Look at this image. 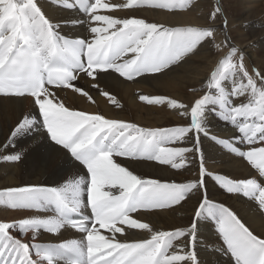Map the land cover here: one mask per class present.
Wrapping results in <instances>:
<instances>
[{
    "label": "snow or ice",
    "instance_id": "6c2138e0",
    "mask_svg": "<svg viewBox=\"0 0 264 264\" xmlns=\"http://www.w3.org/2000/svg\"><path fill=\"white\" fill-rule=\"evenodd\" d=\"M8 2L14 7L13 18L17 23L10 27L0 23V95L28 100L30 108L18 116L9 127L8 135L0 141V163L26 166L30 158L35 163L40 160L39 150L43 148L49 155H62L66 166L61 169L60 180L54 186L25 185L0 190L2 206L51 213L0 221V264H137L134 259L110 256L107 250L97 252L89 243L93 224L105 218V205L88 207L87 189L95 175L110 173L109 154L114 164L124 168L114 157L131 159L130 154L122 153H130L136 144L154 135L156 130L128 123L126 130L121 132L88 123L60 135L41 111L38 101L44 98L45 92L56 95L55 89L61 85L53 81L58 79L67 80L72 89L80 91L85 89L78 81L85 78L92 81L97 90L102 78L130 82L142 78L158 80L201 48L213 47L216 31L212 27H166L143 18L114 16L111 13L120 9L110 0ZM3 3L4 0H0V7ZM194 6L193 0H136L132 7L176 13L190 11ZM57 13L64 15L57 18ZM221 15L223 10L217 3L209 18L216 20ZM80 29L87 35L71 34ZM224 47L223 55L217 58L206 77L203 94L190 104L175 103L181 105L182 112L195 108L201 122L211 108L217 120L232 128L231 138H217L218 142L227 151L242 157V145L264 144V70L255 66L249 68L244 62L243 50L229 43L227 36ZM95 65L100 67L93 71L90 66ZM77 111L69 109L70 113ZM201 151L203 153V149ZM131 175L136 174L131 172ZM137 179L144 183L152 178ZM216 179L227 194L254 201L256 212L264 216V200L257 201L247 190L229 187L223 182V176L217 175ZM207 184L206 175L192 216L184 225L168 230L180 233V239L187 241L179 246L170 242L172 254L180 257L175 264H205V261L221 264V256H229L234 264H264V238H258L228 206L210 200ZM106 189L110 200L123 191L118 185L115 188L106 186ZM15 198L19 199V205L14 202ZM82 208H87L86 215L77 214ZM202 219L214 222L217 240H210L207 245L201 242L198 249V234L210 227L201 223ZM49 224L54 227L49 228ZM68 230L78 238L60 240ZM41 232L54 239L40 242ZM202 251H206L207 256H201Z\"/></svg>",
    "mask_w": 264,
    "mask_h": 264
},
{
    "label": "bare ground",
    "instance_id": "6f19581e",
    "mask_svg": "<svg viewBox=\"0 0 264 264\" xmlns=\"http://www.w3.org/2000/svg\"><path fill=\"white\" fill-rule=\"evenodd\" d=\"M110 2L120 9L111 15L121 18H143L166 27H212L216 32L213 47L201 48L158 80L142 78L130 82L102 78L97 90L92 81L85 78L78 81L84 91L72 89L66 82L55 89L56 95L45 92L44 98L38 101L41 111L60 135L71 132L79 124L88 123L121 132L126 130L128 123L156 130L154 135L146 136L136 144L130 153H122L130 154L131 159L114 157V161L124 168L114 164L109 154L107 166L110 173L97 174L93 183H89L87 206L105 205V218L93 224L89 243L97 252L107 250L110 256L134 259L137 264H175L180 257L172 254L170 242L179 246L187 241L180 239V233L168 230L184 225L192 216L206 175L208 198L228 206L258 238H264V216L256 212L254 201L227 194L216 179L217 175L223 176V182L229 187L247 190L257 201L264 200V187H261L264 185V178H261L264 177V144L250 147L246 143L241 146L244 149L242 157L232 154L217 140L231 138L232 128L217 120L211 108L201 122L195 108L182 112L181 105L175 103L190 104L203 94L206 77L225 51V36L229 43L243 50L244 62L249 68L255 66L264 70V0H193V9L176 13L132 7L136 0ZM217 3L223 15L212 20L209 14ZM128 8L131 10L125 11ZM0 11L3 12L0 23L6 27L17 23L13 18L14 7L8 0H4ZM63 15L56 14L57 18ZM102 19L107 20V17ZM71 34L86 36L87 32L80 29ZM98 67L90 66L93 71ZM29 108L28 100L0 96V141L8 135L9 127L18 116L27 113ZM69 109L79 111L70 113ZM97 113L99 115H95ZM189 118H194L192 124ZM39 155V161L34 163L30 158L26 166L0 163V190L25 185L54 186L59 182L61 169L66 166L65 158L55 153L49 155L43 148ZM129 169L136 175L132 176ZM137 177L152 179L141 183ZM117 185L123 191L110 200L106 186L115 188ZM14 202L19 205L18 198ZM49 214L12 210L0 205V221ZM77 214L86 215L87 208L78 209ZM201 223L210 227L198 234V249L201 242L207 245L210 240H217L214 222L202 219ZM47 226L54 227L53 224ZM122 232L127 235L121 236ZM73 237L78 238V235L68 230L59 239ZM53 239L48 233H40V242ZM201 256H207L206 251H202ZM220 262L234 264L229 256H221Z\"/></svg>",
    "mask_w": 264,
    "mask_h": 264
},
{
    "label": "rangeland",
    "instance_id": "374dc122",
    "mask_svg": "<svg viewBox=\"0 0 264 264\" xmlns=\"http://www.w3.org/2000/svg\"><path fill=\"white\" fill-rule=\"evenodd\" d=\"M135 4H132V6ZM46 113V112H45ZM194 118H189V123L192 124L193 123Z\"/></svg>",
    "mask_w": 264,
    "mask_h": 264
}]
</instances>
